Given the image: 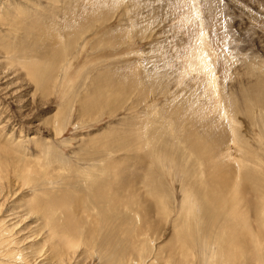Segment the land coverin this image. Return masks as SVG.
Returning a JSON list of instances; mask_svg holds the SVG:
<instances>
[{"label":"rangeland","instance_id":"obj_1","mask_svg":"<svg viewBox=\"0 0 264 264\" xmlns=\"http://www.w3.org/2000/svg\"><path fill=\"white\" fill-rule=\"evenodd\" d=\"M176 1L146 0L138 23L129 0H0V135L26 139L0 142L23 195L0 197V220L23 197L76 220L79 264H264V0ZM197 64L228 116L211 90L205 110ZM28 219L5 225L23 264L49 248Z\"/></svg>","mask_w":264,"mask_h":264},{"label":"bare ground","instance_id":"obj_2","mask_svg":"<svg viewBox=\"0 0 264 264\" xmlns=\"http://www.w3.org/2000/svg\"><path fill=\"white\" fill-rule=\"evenodd\" d=\"M49 1H51V0H49ZM146 0H129V2H131V4L130 3H128V5H127V8L128 9H130L131 8V10H133L134 9V11H133V17H135V18H138V20H137V22L139 23V22H142L141 20H140V18L142 17V15H143V12H144V9L147 7L146 5H147V3L148 2H145ZM175 1V6H174V4H173V6L174 7H176V3H177V1L176 0H174ZM210 0H204V4H202L203 6V9L205 10V11H207V12H212L210 15H214V12L217 10V9H212L211 8V5H212V7L213 6H215V4L213 5V3L215 2L214 0H212L213 1V3H212V1L211 2H209ZM163 2V1H162ZM4 3V2H3ZM52 3V2H51ZM170 3V2H169ZM8 5H10V3L8 4ZM172 6V7H173ZM0 8H1V5H0ZM140 8H141V10H140ZM166 8V7H165ZM214 8V7H213ZM173 9V8H172ZM202 9V10H203ZM176 10V9H175ZM203 10V11H204ZM164 11V10H163ZM169 11H170V9H169ZM172 11H174V10H172ZM177 11V10H176ZM204 11V12H205ZM218 12H219V10H217ZM221 11V10H220ZM53 12H56V11H53ZM68 12H69V10H68ZM76 15H75V19H76V16L77 15H79L80 17H83V14H82V12L80 11L79 13H75ZM167 14V13H166ZM208 14V13H207ZM54 15H56V13L54 14ZM140 15V16H139ZM148 15L149 16H151L150 18H152V20L153 19H156L158 16H160V14L158 13V11H157V9L155 8V6H153V10H151L149 13H148ZM174 16H175V14H174ZM179 16V15H178ZM208 16V15H207ZM70 17V16H69ZM211 17V16H210ZM213 17V16H212ZM210 18V21H213V22H211L210 23V25L212 26L214 23L215 24H220V23H218V22H220V21H214V19L213 18ZM1 17H0V21H1ZM212 19V20H211ZM206 20H208V19H206ZM223 24V23H222ZM139 25V24H138ZM221 25V24H220ZM144 27H147V25L146 26H144ZM117 31H119V29H116ZM203 34H204V32H203ZM205 46H207L206 44H204L203 45V47H205ZM219 46H221V48H223L222 47V45H219ZM160 48V47H159ZM222 52L223 53H225L224 52V50L222 49ZM220 53V52H219ZM201 56H202V52H201V54H200ZM200 55H197L198 56V58L196 59L197 60V63H198V59H202V57L200 56ZM220 55H221V57H223L222 55L223 54H221L220 53ZM191 56H192V54H191ZM194 56H196V55H194ZM189 60L191 59V57L190 58H188ZM191 62V61H190ZM199 62H202V60L201 61H199ZM189 64V63H188ZM191 64H192V62H191ZM191 64H189L190 66H191ZM195 64V63H194ZM200 64V63H199ZM187 66V65H186ZM189 66V67H190ZM197 66L198 67H200L201 66V68H202V71L204 72V73H206V75L208 76V77H206L205 79H206V84H207V90H206V87H205V98H204V100H203V102H204V104H205V110H209V107H211L212 108V105H211V103H209L208 102V97L211 95H217L216 97H215V95H214V97L215 98H217V102L219 103V104H217L216 102H214L216 99L215 98H213V96H212V98L213 99H215V100H212V102H214V104L216 103V107H213V108H217V107H219V111L222 113V115L224 116V115H226V116H228V113H227V109L225 108V107H223L222 106V104H220L221 102V98H219L220 96V89L218 88L219 86L216 84V82H217V76L215 75V72H214V69L213 68H210V67H208V66H206L205 68L206 69H204L203 68V65H198L197 64ZM189 67H187L186 69V72H188L189 70L188 69H190ZM197 67V68H198ZM196 68V69H197ZM191 70V69H190ZM195 71V70H194ZM198 72V71H197ZM201 71H199V73H200ZM189 73H191V71H189ZM198 73V74H199ZM202 73V72H201ZM188 74V73H187ZM201 75V74H200ZM205 75V74H204ZM186 76V75H185ZM196 76V75H195ZM193 77V76H192ZM202 79H203V77H202ZM202 79L201 78H199V76H197V77H194L193 79H191V80H193V81H195V83L197 84V83H199L198 81L200 80V82H202ZM263 84V83H262ZM211 86V87H210ZM194 91H193V93L195 94V95H199L200 93L199 92H197V94L195 93V91H196V87H194V89H193ZM209 90H211V92H213L214 94H211V93H209L208 91ZM198 95H197V97H198ZM210 96V97H211ZM222 106V107H220V106ZM79 106V105H78ZM80 108V107H79ZM208 108V109H207ZM210 108V109H211ZM213 110V109H212ZM204 111V110H203ZM219 112V113H220ZM260 113H261V111H260ZM217 115H218V113H217ZM221 115V116H222ZM261 115V114H260ZM215 116H216V114H215ZM210 118H215L213 115L211 116H209ZM228 118H230V115H229V117ZM2 127H6V126H2ZM160 127H164V126H160ZM14 128L16 129V125H14ZM22 129V128H21ZM233 129H237V128H233ZM166 128H164V129H161L160 130V134H167L166 133ZM235 139V138H234ZM24 141H26V139H22V140H19V139H17L16 137H14L13 136V134H9V133H2L1 135H0V142L4 145V146H6V147H8V149L9 148H11V149H15V150H21L22 148H24L23 147V143H24ZM7 150V149H6ZM185 151H186V149H185ZM176 152V151H175ZM178 152V151H177ZM183 152V151H182ZM184 154H182V156H183ZM1 159V158H0ZM4 159V158H3ZM11 161H13L12 160V158H9ZM8 159V160H9ZM19 160V159H18ZM17 160V161H18ZM16 161V162H17ZM21 161H23V160H21ZM6 162V161H5ZM14 162V161H13ZM240 162V161H239ZM1 163H3V162H1ZM25 163V162H24ZM23 163V164H24ZM22 164V163H21ZM22 164V165H23ZM18 166H20V163H18L17 164ZM5 167V166H4ZM18 168V167H17ZM28 168V167H27ZM30 168V167H29ZM1 169V168H0ZM6 169H7V167H6ZM5 169V170H6ZM25 170V169H24ZM28 170V169H27ZM3 171V170H2ZM14 171H16V170H14ZM24 172V171H23ZM31 172H33V171H31ZM11 176V175H10ZM10 178V177H9ZM8 179V178H7ZM14 178H10V180H8V184H6V182L5 181H3V179H1L0 178V197L1 196H4V194H5V192L6 191H8V190H11V189H13V188H16L17 189V195H22V187H17L18 185H17V182L18 181H16L15 182V179L13 180ZM121 179H122V175H121ZM117 180V179H116ZM120 180V179H119ZM123 180H124V175H123ZM122 182V181H121ZM6 185H5V184ZM23 186H24V184H22ZM115 185V184H114ZM113 185V187H115ZM120 185H121V183H120ZM119 185V186H120ZM236 185V184H235ZM98 188V187H97ZM120 189H122V188H120ZM101 190V189H100ZM121 191V190H120ZM118 193V192H117ZM121 193V192H120ZM111 194V193H110ZM109 194V195H110ZM115 194V193H114ZM119 194V193H118ZM23 196V195H22ZM111 196H112V194H111ZM118 196V195H117ZM135 196V195H134ZM108 197V196H107ZM137 197H139V196H137ZM118 198V197H117ZM140 200V199H139ZM142 200V199H141ZM140 200V201H141ZM121 202H122V200H121ZM221 206H222V204H220ZM31 207V206H30ZM34 210V211H32V210ZM31 209L28 207V205H27V203H26V200L24 201V197H23V200L19 203V205H18V207L17 208H15V209H13V210H9V213L6 215V217L5 218H3V219H1L0 220V252L1 253H3L4 251H5V253H4V256H3V254H0V256L1 257H3V258H1L0 257V264H23L22 263V261L24 260L23 259V252H22V250H25V249H27V247H24L26 244V238L25 239H23V240H19V239H17L18 237H19V235H21L20 234V232H14L13 233V227H15V226H13V227H10V226H5L6 225V223L7 222H9L10 224L9 225H13V224H15V219H16V217L18 216V215H20L22 212H27L28 213V216H29V219H28V222H29V229H31V230H33L34 231V233L36 234V236L37 237H43V238H45V240L43 241V245H47L49 248H47L46 250H44V251H42V252H40V254H38L32 261H31V263L32 264H39V263H41V262H44V261H46V260H48L49 262H51L52 264H69V263H73V264H79V261L81 260V257H80V255H81V251L79 250V249H77L78 247L74 244V243H72V245H68V246H66V244H65V242H66V236H65V234L70 230V227L69 226H71L72 228L74 227V225L76 224V220L72 223V224H65L64 226H61V225H59V224H57L54 220H52V218H50L49 220H43V219H41V216L39 215V214H37V213H35L37 210H35V209H33L32 207H31ZM54 212V211H53ZM42 213V212H41ZM55 213V212H54ZM65 213V212H64ZM79 215V214H78ZM58 216V215H57ZM78 221H80L79 219H77ZM228 225H230V224H228ZM227 225V226H228ZM28 227H25V229H28ZM205 243V242H204ZM213 247V246H212ZM22 248V249H21ZM79 248H81V246L79 247ZM209 248V247H208ZM215 248V247H214ZM239 249V248H238ZM214 251V250H213ZM241 251V250H240ZM56 252H64V253H62V254H58V253H56ZM235 252V251H234ZM213 253V252H212ZM236 253V252H235ZM211 256V255H210ZM216 256V255H215ZM12 258V259H11Z\"/></svg>","mask_w":264,"mask_h":264}]
</instances>
